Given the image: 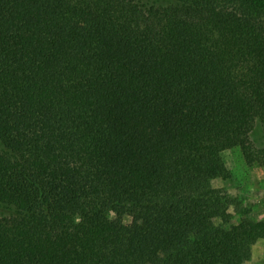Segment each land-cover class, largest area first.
Wrapping results in <instances>:
<instances>
[{
  "label": "trees",
  "instance_id": "16d2710c",
  "mask_svg": "<svg viewBox=\"0 0 264 264\" xmlns=\"http://www.w3.org/2000/svg\"><path fill=\"white\" fill-rule=\"evenodd\" d=\"M256 129L264 0H0V264H252Z\"/></svg>",
  "mask_w": 264,
  "mask_h": 264
},
{
  "label": "rangeland",
  "instance_id": "374dc122",
  "mask_svg": "<svg viewBox=\"0 0 264 264\" xmlns=\"http://www.w3.org/2000/svg\"><path fill=\"white\" fill-rule=\"evenodd\" d=\"M173 122L174 119L168 123L159 124L154 119H140L133 121L132 127L136 132H145L150 129L165 131ZM252 137L258 144L264 145V133L260 129H256ZM224 156L230 168L229 174L226 177L217 178L214 184L226 188L232 195L240 198L244 206L250 207L252 216L264 218V164L248 162L239 148L226 151ZM152 197L153 192L149 187L142 184L137 185L136 201H145ZM2 209L0 206V212ZM133 213V205L128 206L124 220L131 221ZM233 215L236 218L240 217L236 205L233 208ZM250 263L264 264V238L255 243Z\"/></svg>",
  "mask_w": 264,
  "mask_h": 264
}]
</instances>
